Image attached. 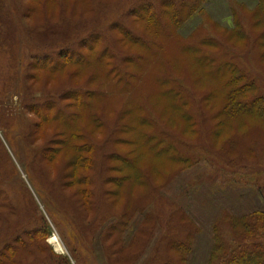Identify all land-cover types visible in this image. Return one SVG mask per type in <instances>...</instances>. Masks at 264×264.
I'll list each match as a JSON object with an SVG mask.
<instances>
[{"label": "rangeland", "instance_id": "1", "mask_svg": "<svg viewBox=\"0 0 264 264\" xmlns=\"http://www.w3.org/2000/svg\"><path fill=\"white\" fill-rule=\"evenodd\" d=\"M140 1L143 0H0V248L18 238L33 241V254L28 249L17 253L22 264H161L173 253L167 250V244L180 233L181 219L191 223L195 232L187 264H207L214 225L221 221L223 212L241 216L264 210V126H251L250 131L245 126L238 127L242 138L228 146L230 130L218 126L224 131L217 139L207 118L202 126V141L194 145L196 161L182 166L180 173L175 172L179 164L170 165L156 158L154 152L146 151L152 178L169 181L148 205L135 209L124 219L126 223L119 234L109 230L121 221L125 208L122 196L130 183L121 181L127 171L124 158L132 159L131 152L138 150V131L120 129L115 134V152H108L105 157V164L110 166L109 177L104 179L106 174L103 176L100 170L92 175L93 197L88 201L90 207L83 205L86 198L79 193L83 188L78 177L80 164L73 163L72 157L88 155L83 153L82 135L76 126L63 125L61 113L77 115L72 121L78 120L79 115L84 117L88 110L82 104L83 98L68 95L69 92L82 86L97 91L101 84L96 78L92 84L86 82L96 68L88 67L89 61L95 64L90 58L82 66L57 59L79 41L103 35L104 43L96 52L105 48L114 52L106 44H115L126 55L124 67L134 72V62L143 54V43L133 44L124 36L118 41L111 29L116 22H127L130 10ZM258 2L206 0L176 31L187 38L199 28L209 29V18L232 28L233 12L249 14ZM75 3L77 8L73 7ZM160 18L166 21L165 16ZM131 31L142 42L145 40L143 32L139 34L133 28ZM175 45L170 44L163 56L162 62L167 66L173 59ZM259 50L251 47L235 51L234 55L264 87V58L259 56ZM81 52L92 55L84 48ZM47 56L60 67L44 63ZM109 61L104 57L105 69L111 67ZM179 62L182 67L191 65L187 56L179 58ZM152 78L153 72L145 82L148 90ZM49 103L53 104L45 106ZM202 105L208 106L207 100ZM38 110L44 119L36 114ZM159 110L162 111L161 106ZM100 114L106 116L104 112ZM129 121L126 114L123 123ZM85 122L78 120L74 124ZM213 143L217 152L210 148ZM160 148L166 151L170 146ZM218 148L222 150L218 152ZM167 166L171 169L168 172L162 169ZM132 188L137 194L144 191L137 185ZM146 215H152L151 222L146 221ZM142 229H147L144 234ZM53 237L58 244L52 241ZM119 239L133 247L132 262L116 261L119 246L114 244Z\"/></svg>", "mask_w": 264, "mask_h": 264}, {"label": "trees", "instance_id": "2", "mask_svg": "<svg viewBox=\"0 0 264 264\" xmlns=\"http://www.w3.org/2000/svg\"><path fill=\"white\" fill-rule=\"evenodd\" d=\"M205 1L143 0L130 10L127 22L112 24L111 30L118 35V41L124 36L133 44L143 43V54L135 60L134 72L124 67L126 55L115 44L105 43L106 47H112L114 52L109 48H105L99 54L96 52L104 43L102 39L106 37L103 35L79 41L72 48L59 54L57 60L62 59L65 64L70 65H87L86 60L90 58L95 64H90L89 61L88 67L96 68L91 75L89 74V80L86 82L92 84L96 78L101 84L97 91L82 86L78 91H71L68 94H77L83 98L82 104L88 111L84 117L79 115L78 120L86 121L85 125L74 124L78 121H72L78 117L74 113L73 115L61 113L65 119L63 125L76 126L82 135L83 153L88 155L85 157L76 154L72 157L73 163L80 164L81 173L78 177L83 188L79 193L81 197L86 198L84 206L90 207L88 201L93 197L92 175H96V171L100 170L103 176L106 174L104 179L109 177L110 166L105 164V157L108 152H115L113 145L115 134L120 129H126L138 131L140 136L138 150L131 152L134 157L124 158L127 171L121 181L130 183V186L122 196L126 204L121 221L114 224L109 231L119 234L126 223L124 219L127 220L135 209L148 205L153 197L158 195L161 187L169 181L152 178L153 172L150 171L146 151L154 152L156 158L164 159L170 165L179 164L175 170L178 174L182 166L195 163L194 145L202 141V126L207 120L217 139L220 138V132L224 131L218 130V126L230 130L226 139L227 145H234L242 138L238 127L245 126L246 130L250 131L251 126H264V87L251 70L234 55L235 51L252 47L260 49L259 56L264 58V0H259L249 14L241 15L234 11L232 28L224 27L209 18L207 20L209 29L199 28L187 38L178 34L177 27L202 8ZM73 7L77 8L78 4L75 3ZM162 16H165V22L161 20ZM139 21H142L141 25L138 24ZM131 28L137 33L143 32L142 37L145 40L142 42ZM173 42L176 44L173 47L174 60L172 59V64L167 66L163 63V56ZM83 48L92 54L91 57L81 52ZM184 56L190 57L189 67L179 65V58ZM104 57L112 63L110 68H104ZM44 63L60 67L54 58L48 56L44 57ZM154 68L157 69L156 72ZM151 72L153 78L148 90L145 82ZM88 99L94 101L89 102ZM206 100L208 106L204 107L202 104ZM52 104L45 106L49 107ZM159 106L162 107L161 112ZM100 112H104L106 116ZM36 114L40 119L45 118L40 110ZM126 114L130 117L129 123H123ZM251 119L253 122H250ZM178 133H184V136L181 137ZM208 135L212 141L210 134ZM99 136L101 138L97 139ZM163 145L170 148L161 151L160 146ZM215 146L213 143L210 148L215 151L217 149ZM218 149V152L222 150ZM162 169L166 172L171 170L169 166ZM61 177L64 178L62 173ZM136 185L144 188V191L139 192L140 194L134 192L132 187ZM223 213L221 221L214 225V242L207 264H264V210L257 209L241 216ZM145 219L151 222L152 215H146ZM184 221L182 219L179 221L180 233L167 244V250L173 253L166 256L161 264L188 263L187 253L191 251V239L195 232L192 224ZM146 230L142 229L141 233L144 234ZM34 246L36 245L33 241L27 242L21 238L5 244L0 248V264H22L17 253L28 249V253L33 254ZM114 246H119L115 253L119 255L116 258L117 262L121 263L122 259L132 262L134 251L130 244L126 245L119 239Z\"/></svg>", "mask_w": 264, "mask_h": 264}, {"label": "bare ground", "instance_id": "3", "mask_svg": "<svg viewBox=\"0 0 264 264\" xmlns=\"http://www.w3.org/2000/svg\"><path fill=\"white\" fill-rule=\"evenodd\" d=\"M4 87H5V86H3V88H4ZM18 117H20V115L16 116V118H18ZM23 118H24V117H23ZM20 129H23V128H20ZM24 131H25V130H24ZM52 241L58 244V240H57L56 237H53V238H52ZM57 244H56V246L59 247Z\"/></svg>", "mask_w": 264, "mask_h": 264}]
</instances>
